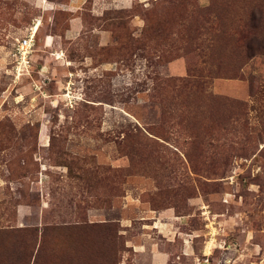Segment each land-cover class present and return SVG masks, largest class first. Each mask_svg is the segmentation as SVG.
Instances as JSON below:
<instances>
[{
    "label": "rangeland",
    "instance_id": "1",
    "mask_svg": "<svg viewBox=\"0 0 264 264\" xmlns=\"http://www.w3.org/2000/svg\"><path fill=\"white\" fill-rule=\"evenodd\" d=\"M51 1L0 0V264H152L140 215L195 197L241 219L216 237L259 245L237 264H264V25L253 49L234 31L264 0H98L76 38Z\"/></svg>",
    "mask_w": 264,
    "mask_h": 264
},
{
    "label": "crops",
    "instance_id": "2",
    "mask_svg": "<svg viewBox=\"0 0 264 264\" xmlns=\"http://www.w3.org/2000/svg\"><path fill=\"white\" fill-rule=\"evenodd\" d=\"M51 3L53 6H65L70 12L69 26L64 32V35L69 38H76L83 29L81 11L85 5L89 3L91 11L100 7L98 0L51 1ZM100 36L105 39L104 43H107L110 35L106 31H101ZM51 40L52 36H45L42 48L50 49L48 46L50 47ZM191 202L194 204L193 212L186 214H177L172 208L157 211L145 210L139 219L144 226L143 233L147 236L142 241L132 242L135 253H148L152 264H173L175 263L173 256L178 260H190L192 264H214V260L222 264H237L239 258L247 255L249 250H254L257 255L261 254L259 245L252 243L248 233L247 237L234 241L216 237L220 230L225 229L226 224H238L241 221L237 219L236 214L208 209L206 205H203L201 197H195ZM194 217L198 220V226L191 225ZM155 234L158 236H154ZM202 235L203 238L197 242L195 239ZM248 244L256 245L257 249L249 248ZM174 247H178L175 249V254ZM216 252L219 254L217 258L214 256ZM232 254H236V257ZM205 258L207 262L202 261ZM179 264L183 262L179 261Z\"/></svg>",
    "mask_w": 264,
    "mask_h": 264
},
{
    "label": "built area",
    "instance_id": "3",
    "mask_svg": "<svg viewBox=\"0 0 264 264\" xmlns=\"http://www.w3.org/2000/svg\"><path fill=\"white\" fill-rule=\"evenodd\" d=\"M34 37H35V29L31 28L25 37L21 39H17L14 56L15 64H14V73L15 76L19 77L24 72H27L30 67L31 62V52L34 46ZM203 262H207V259H203Z\"/></svg>",
    "mask_w": 264,
    "mask_h": 264
},
{
    "label": "trees",
    "instance_id": "4",
    "mask_svg": "<svg viewBox=\"0 0 264 264\" xmlns=\"http://www.w3.org/2000/svg\"><path fill=\"white\" fill-rule=\"evenodd\" d=\"M263 21L264 12H261L259 18H253V16H250L245 20L239 21L240 23L236 25V28L234 30L238 44L242 46L245 45L243 46L245 47V49H253V46L251 44H248V40L252 38V36H254V39H256V35L259 33L260 27L264 25L262 24ZM258 47L262 48L263 44L260 43Z\"/></svg>",
    "mask_w": 264,
    "mask_h": 264
},
{
    "label": "bare ground",
    "instance_id": "5",
    "mask_svg": "<svg viewBox=\"0 0 264 264\" xmlns=\"http://www.w3.org/2000/svg\"><path fill=\"white\" fill-rule=\"evenodd\" d=\"M39 22H40V21H37V22L35 23V25H34V27H33L35 30H37V29H38V27H39V25H40V23H39Z\"/></svg>",
    "mask_w": 264,
    "mask_h": 264
}]
</instances>
